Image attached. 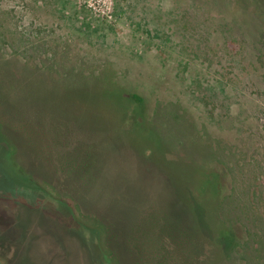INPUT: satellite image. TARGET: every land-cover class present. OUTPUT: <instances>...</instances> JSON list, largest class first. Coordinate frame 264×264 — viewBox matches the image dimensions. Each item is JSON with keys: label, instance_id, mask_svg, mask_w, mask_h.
Instances as JSON below:
<instances>
[{"label": "rangeland", "instance_id": "obj_1", "mask_svg": "<svg viewBox=\"0 0 264 264\" xmlns=\"http://www.w3.org/2000/svg\"><path fill=\"white\" fill-rule=\"evenodd\" d=\"M106 88L142 98L167 159L222 146L225 194L245 188L264 223V0H0L8 264H200L168 172ZM234 228L217 264H264Z\"/></svg>", "mask_w": 264, "mask_h": 264}, {"label": "trees", "instance_id": "obj_2", "mask_svg": "<svg viewBox=\"0 0 264 264\" xmlns=\"http://www.w3.org/2000/svg\"><path fill=\"white\" fill-rule=\"evenodd\" d=\"M106 89L108 92L111 90L114 93V96L110 94L114 99L111 100L114 104L111 114L117 117L120 123L128 118L131 120L130 127L127 129L129 133L136 137L146 138V141L154 149L155 142H163L162 133L155 129L154 123L146 122L142 117V109L132 106V100L138 104L142 103L141 97L135 94L124 97L116 89ZM3 98L5 97L3 96ZM174 111L177 112L178 120L182 122L183 118L177 109ZM170 116L172 117V115ZM168 119L166 120L169 121ZM0 134L2 135L1 129ZM205 147L206 151L202 154L187 152L188 164H183L180 160L182 158L167 159V151H165L167 148L162 145L157 151L156 149L151 151L157 156L155 160L158 165L169 174L176 204L181 206L178 220L181 226L184 225L185 229L187 228L193 235L189 241L192 254L195 256L199 250L200 253L198 252L195 259L200 264L220 263L238 242L234 223L244 221L248 228L247 242H244L245 249L249 247V250H255L258 258H262L260 251L264 248V228H262L264 223L261 214L254 212L256 207L252 202L253 197L249 198L248 194H245V188L236 193L225 194L222 180L210 164L213 159L221 155L222 146L213 148L211 145H205ZM195 155L201 156V163L196 160L197 156L195 157ZM172 163L176 166L172 167ZM244 195H246L245 198ZM169 213L171 212L169 211ZM204 230L207 232L206 236H204Z\"/></svg>", "mask_w": 264, "mask_h": 264}, {"label": "flooded vegetation", "instance_id": "obj_3", "mask_svg": "<svg viewBox=\"0 0 264 264\" xmlns=\"http://www.w3.org/2000/svg\"><path fill=\"white\" fill-rule=\"evenodd\" d=\"M4 239H8V237L6 235H3L2 236V240H0V264H8L6 258L7 256L9 255L10 253V248L12 249V247H8V248H5L7 246L8 243H5L3 244V240ZM2 241V242H1ZM11 245L14 246V244L10 243ZM26 250V249H25ZM19 254V252L17 253V255ZM26 254V253H25ZM24 254V256H25ZM23 258V257H22ZM18 261H20V258L18 259ZM17 264V263H16Z\"/></svg>", "mask_w": 264, "mask_h": 264}, {"label": "built area", "instance_id": "obj_4", "mask_svg": "<svg viewBox=\"0 0 264 264\" xmlns=\"http://www.w3.org/2000/svg\"><path fill=\"white\" fill-rule=\"evenodd\" d=\"M91 2L93 1V0H90Z\"/></svg>", "mask_w": 264, "mask_h": 264}]
</instances>
